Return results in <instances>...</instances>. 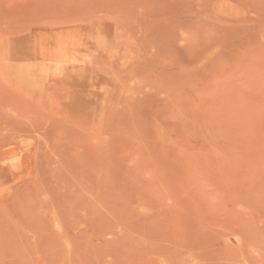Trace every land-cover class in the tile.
Here are the masks:
<instances>
[{"label":"rangeland","instance_id":"obj_1","mask_svg":"<svg viewBox=\"0 0 264 264\" xmlns=\"http://www.w3.org/2000/svg\"><path fill=\"white\" fill-rule=\"evenodd\" d=\"M99 24L79 99L40 44ZM0 264H264V0H0Z\"/></svg>","mask_w":264,"mask_h":264},{"label":"bare ground","instance_id":"obj_2","mask_svg":"<svg viewBox=\"0 0 264 264\" xmlns=\"http://www.w3.org/2000/svg\"><path fill=\"white\" fill-rule=\"evenodd\" d=\"M99 19H100V17H99ZM90 20L92 21V19H90ZM90 20H88V22L85 20V24H87V25L92 24L89 22ZM94 21L98 22L96 20H94ZM81 23H83V22H81ZM121 24L119 23L118 25H121ZM101 25L102 24L91 25L88 28L87 27L82 28L79 26L73 32H70L71 30L69 32H66V33L62 32L61 34H59L55 38L54 41H44L43 43H41L40 45H54V46L42 47L40 52H41V55H43V57H44L45 65H44L43 69H40V71H39L40 74H42V76L45 75L47 77L53 75V76L57 77V79L60 78V79H63L65 81L69 82L71 88L74 89V93H77L78 95L81 96V98H79V99L92 100L93 98H99L100 96L110 94L112 92V91L110 92V90H112V89L109 87L104 88L106 85V84H104V81L107 77L104 78L102 75H100L97 68L95 67L96 63H94L95 58L100 57V56H102V53H105V48H103V47H106V45H110V42H111V40H110L111 31L107 32V30H104L103 27H101ZM116 25H117V23H116ZM75 26H78V25H75ZM118 27H120V26H118ZM117 30H118V28H117ZM116 33H119V32L117 31ZM25 39L26 38H24L23 40H25ZM117 40H119V43ZM117 40H116V44L118 43L120 45L122 42L121 41V34H119L117 36ZM20 44L22 45L20 47V55L22 56V58H25L27 61L25 64V69H26V71L31 72V68H30V67H32L31 61H30L31 57L29 56V58H28V54L30 53V50L32 49L30 47V45H32V43L27 40V41L20 43ZM40 48H41V46H40ZM116 54H119V52H116ZM22 58H21V60H22ZM100 69H102V67ZM28 72L26 74H28ZM31 81H34V80H31ZM36 87H38V86H36ZM40 88H41V85H40ZM86 93H87V95L83 96V94H86ZM108 96L110 97V95H108ZM99 100H97V101H99ZM31 148H32V146H31ZM9 157H11V156L9 155ZM19 158H21V156ZM11 159H12V157H11ZM16 160H18V159H16ZM15 168L18 169L19 165H16Z\"/></svg>","mask_w":264,"mask_h":264}]
</instances>
